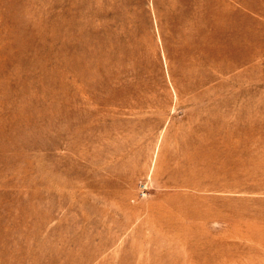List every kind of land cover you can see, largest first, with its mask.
Masks as SVG:
<instances>
[{
  "label": "rangeland",
  "instance_id": "rangeland-1",
  "mask_svg": "<svg viewBox=\"0 0 264 264\" xmlns=\"http://www.w3.org/2000/svg\"><path fill=\"white\" fill-rule=\"evenodd\" d=\"M0 264H264V0H0Z\"/></svg>",
  "mask_w": 264,
  "mask_h": 264
}]
</instances>
